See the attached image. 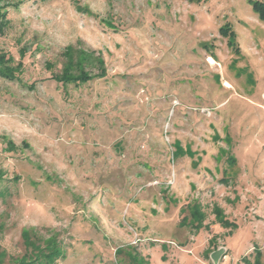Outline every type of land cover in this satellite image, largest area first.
Returning a JSON list of instances; mask_svg holds the SVG:
<instances>
[{
    "label": "rangeland",
    "instance_id": "374dc122",
    "mask_svg": "<svg viewBox=\"0 0 264 264\" xmlns=\"http://www.w3.org/2000/svg\"><path fill=\"white\" fill-rule=\"evenodd\" d=\"M0 11V52L21 62L17 79L0 76V264L22 263L24 229L59 243L47 264H214L221 247L219 264H264V21L249 0ZM68 46L93 79L53 78Z\"/></svg>",
    "mask_w": 264,
    "mask_h": 264
},
{
    "label": "trees",
    "instance_id": "16d2710c",
    "mask_svg": "<svg viewBox=\"0 0 264 264\" xmlns=\"http://www.w3.org/2000/svg\"><path fill=\"white\" fill-rule=\"evenodd\" d=\"M192 1V0H190ZM252 4L253 9L257 12L259 18L264 21V1L261 0H249ZM6 14L1 13L0 11V30L3 26V20L5 19ZM220 33L224 36H228V44L234 45L236 44V33L232 30L231 24L227 23L221 27ZM74 47L68 46L66 48L65 54H68L69 60L68 63L64 65L63 70L60 74H56L53 78L56 81L62 82L63 84H67L68 82H86L93 77L86 72L83 68H81V62L73 57L74 55ZM240 47L236 46V50L239 51ZM86 58V56H84ZM13 61L12 56H7L5 52H0V76L6 79L15 80L17 79V71L21 68V62L14 66L11 64ZM101 62V61H100ZM102 63V62H101ZM74 67L79 68V73H75L73 71ZM105 71L102 70L99 76H104ZM11 149L16 148L14 144H11ZM214 212L216 214L217 220L226 227H234L236 225L235 222L231 221L221 207L218 205H214L213 207ZM206 218V213L202 208L200 202L195 201L191 205V219L192 225L195 227L196 230H199L202 226H204V220ZM22 237L24 239V243L27 249V255L22 258L21 264H30V263H38L40 264H47L44 262H54L57 257L63 254V251L59 248L58 244L54 242V240H49L46 243V246L42 247L38 242L32 239L31 231L29 229H24L22 231ZM57 241V239H56ZM260 252H258L257 256ZM2 257V252H0V258ZM139 257V255H138ZM132 260L134 264H148L146 259L139 260L137 257L132 256ZM248 264V263H247ZM250 264V263H249ZM255 264H260L259 257H257Z\"/></svg>",
    "mask_w": 264,
    "mask_h": 264
},
{
    "label": "water",
    "instance_id": "95a60500",
    "mask_svg": "<svg viewBox=\"0 0 264 264\" xmlns=\"http://www.w3.org/2000/svg\"><path fill=\"white\" fill-rule=\"evenodd\" d=\"M225 251H226V249L221 247V248L214 250L211 253V258H212L214 264H219V260L225 254Z\"/></svg>",
    "mask_w": 264,
    "mask_h": 264
}]
</instances>
